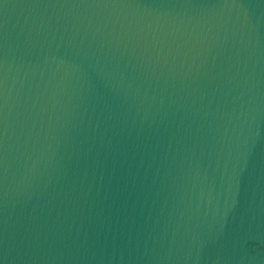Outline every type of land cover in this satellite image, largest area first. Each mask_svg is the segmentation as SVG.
Returning a JSON list of instances; mask_svg holds the SVG:
<instances>
[{
    "label": "water",
    "instance_id": "water-1",
    "mask_svg": "<svg viewBox=\"0 0 264 264\" xmlns=\"http://www.w3.org/2000/svg\"><path fill=\"white\" fill-rule=\"evenodd\" d=\"M0 264H264V0H0Z\"/></svg>",
    "mask_w": 264,
    "mask_h": 264
}]
</instances>
